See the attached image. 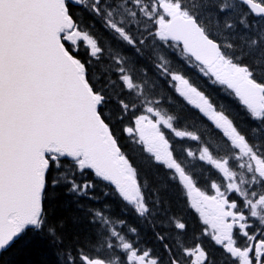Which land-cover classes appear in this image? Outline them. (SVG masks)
<instances>
[{
	"label": "snow or ice",
	"instance_id": "1",
	"mask_svg": "<svg viewBox=\"0 0 264 264\" xmlns=\"http://www.w3.org/2000/svg\"><path fill=\"white\" fill-rule=\"evenodd\" d=\"M188 66L255 123L218 110ZM175 92L218 130L219 158L207 143L185 156L204 135L178 130L194 118ZM99 185L151 218V245L110 205L79 204L94 238L64 244L52 205L61 191L99 199ZM169 186L194 221L160 217ZM30 234L50 236L62 264H264V0H0V264Z\"/></svg>",
	"mask_w": 264,
	"mask_h": 264
},
{
	"label": "trees",
	"instance_id": "2",
	"mask_svg": "<svg viewBox=\"0 0 264 264\" xmlns=\"http://www.w3.org/2000/svg\"><path fill=\"white\" fill-rule=\"evenodd\" d=\"M87 19L91 18L86 17V20ZM96 30L102 38L107 37L109 40H111V37L102 28L99 21L96 22ZM112 43L115 45V41H112ZM129 55H131V53H129ZM177 59L179 60V57H177ZM177 66L179 67L180 65L178 64ZM186 78H190L192 82H195L197 85H199V76L197 70L192 69L191 66H188L187 68ZM167 88L170 92L174 91L171 84H169ZM174 94L176 97H179V94L176 92ZM180 98L181 97H179V99ZM183 104L186 105V114L194 118L196 113L195 110L188 106L184 101ZM178 130L199 131L196 118H194L193 121H189L184 125L183 128ZM122 142L127 144V141ZM152 171L153 170L149 171L150 179L152 176ZM166 179V176L161 170L160 177L153 180L152 183L155 185L160 181H165ZM102 189L103 185H99L91 193V195L99 198L96 200L88 199L84 196L76 197L71 193L61 191L52 207L54 209L55 218L64 221V228L61 230L64 244L70 245L77 238L83 242L86 238L93 236V224L91 223V216L84 209L78 207L79 204L83 205L84 208L91 207L95 209H101L105 205H110V215L112 218L119 217L121 219L127 220L130 225L137 227L140 230L142 237L151 245L154 241L153 230L150 226L151 218L146 220L138 218L130 208L125 210L124 205L119 200L113 199L112 197H106ZM181 195L182 194L174 186H169L167 191H162L160 193L161 198L164 201H167V203L161 206L162 211L160 213V217H163L164 212L177 213L183 210L185 217L189 221H194L193 215L188 211L187 208H185L184 204L182 203L180 199ZM116 227L119 229L120 225L116 224ZM156 231L162 232L163 229L157 228ZM157 250H160L159 247H157ZM60 251V246L54 243L50 236H33L30 234L29 236L25 237L24 240L18 243L11 256L6 257V259H10L12 264H62L61 256L59 255Z\"/></svg>",
	"mask_w": 264,
	"mask_h": 264
},
{
	"label": "flooded vegetation",
	"instance_id": "3",
	"mask_svg": "<svg viewBox=\"0 0 264 264\" xmlns=\"http://www.w3.org/2000/svg\"><path fill=\"white\" fill-rule=\"evenodd\" d=\"M197 73L199 76V81H198L199 87L201 88V90H203L205 92L206 95L210 96L211 100L217 106L218 110L223 109L226 112V114L230 115V118H235L236 122L245 131L248 129V127L250 125L255 123L246 114V111L244 110L243 106L239 103L238 99L234 95L230 94V90L225 89V87L221 86V85H213L211 83V81L209 80V78L203 77L202 74H200L199 72H197ZM180 99L183 101L182 97ZM185 103L187 104V102H185ZM190 107H192L194 109L193 106H190ZM194 110L196 112L194 118H196L198 128H199V132H202L204 135V139L201 142V148L200 149H202L203 144L207 143V144L211 145V147L214 150L216 155H217V153H219L220 155H223L222 142L219 139L218 130L216 133H213L212 128L209 127L211 125V121H207L206 117H204L203 121H202L201 120L202 114L197 115L198 110H196V109H194ZM205 121H206V123H205ZM187 141H188L187 138H185L183 141L184 147L187 145V143H186ZM198 164L199 165L195 166V169H201V171L204 172V175L207 176L206 173L208 170V168H207L208 165L205 164V162H202V164H200V162H199ZM205 166H206V168H205ZM210 172H211V170H210ZM210 172L208 170V173H209L208 175L211 176V179H214V175L211 174L212 172L211 173Z\"/></svg>",
	"mask_w": 264,
	"mask_h": 264
},
{
	"label": "rangeland",
	"instance_id": "4",
	"mask_svg": "<svg viewBox=\"0 0 264 264\" xmlns=\"http://www.w3.org/2000/svg\"><path fill=\"white\" fill-rule=\"evenodd\" d=\"M172 86V85H171ZM177 94H179L178 92H176ZM183 99V98H182ZM186 102V101H185ZM188 141L186 142L187 143V145L184 147V150H185V156H186V152H187V150L190 148L192 151H196L197 153L201 150V149H198L197 147H195V144H196V142H193V141H191L190 139H187ZM193 142V143H192ZM192 144V145H191ZM214 154V158H219V156H217L216 154H215V152L213 153ZM200 162V164H202V162H205V164H207V162L206 161H199L198 159H196V158H193V157H186V167H188L189 169H193L194 168V170L196 171V172H201V169H195V166L196 165H199L198 163ZM208 165V164H207ZM206 165V166H207ZM206 166H205V168H206ZM202 167V166H201ZM207 168H208V170H209V172H210V170H211V174H213L214 175V179L213 180H217V182H218V180H219V176L221 175V174H219V172H218V170H216V169H214V167L213 166H211V165H208L207 166ZM208 170H207V176H209L208 174Z\"/></svg>",
	"mask_w": 264,
	"mask_h": 264
}]
</instances>
